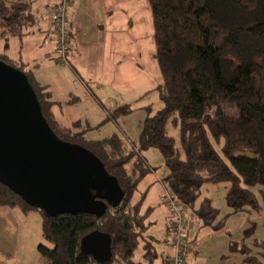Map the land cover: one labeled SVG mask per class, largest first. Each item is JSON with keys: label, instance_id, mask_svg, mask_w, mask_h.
Wrapping results in <instances>:
<instances>
[{"label": "trees", "instance_id": "obj_1", "mask_svg": "<svg viewBox=\"0 0 264 264\" xmlns=\"http://www.w3.org/2000/svg\"><path fill=\"white\" fill-rule=\"evenodd\" d=\"M148 3L154 58L162 77L156 92L163 107L153 115L150 107L145 108L148 116L137 144L117 133L88 137L90 130H100L109 121L117 123L132 112L131 105L109 111L93 129L82 128L79 121L66 128L56 120L48 87L27 72L56 136L94 153L125 193L121 206L108 209L102 218L88 214L47 218L0 181V207L41 217V264H166L156 240L146 235L151 208L142 212L143 198H135L153 171L143 156L151 149L163 157L167 173L162 186L202 225H212L218 216L209 199L195 208L204 183L229 184L226 201L233 212L260 211L254 189L260 187L264 198V0ZM36 21L28 2L0 0L1 62L22 69L6 54L9 40L28 35ZM92 234L104 237L111 261L98 262L82 252V240ZM258 246L264 258V241ZM233 250L245 256L241 264H263L243 245ZM137 251H141L138 261L134 260Z\"/></svg>", "mask_w": 264, "mask_h": 264}, {"label": "crops", "instance_id": "obj_2", "mask_svg": "<svg viewBox=\"0 0 264 264\" xmlns=\"http://www.w3.org/2000/svg\"><path fill=\"white\" fill-rule=\"evenodd\" d=\"M24 1L32 6V11L37 17L36 24L28 35L11 37L6 54L11 60L19 63L25 72H29L38 83L48 87L54 102L53 112L61 126L69 128L79 121L82 128H90L89 124L96 127L106 119L105 111L108 112V106L112 107L113 111L118 106L131 105L129 104L131 100L143 98L144 94L133 98L130 89L123 95V98L127 97L125 100L116 102L107 100L113 98L107 92V88L118 84L120 79L121 82H125L128 66L133 65L132 47H127L125 40L117 35L121 32H132L134 26H141V19L138 17L141 12L132 6L129 10L126 8V1L132 0H73L67 15L72 38L68 54L71 69L56 66L52 61L56 45L52 10L59 6L60 0ZM35 9L43 10L40 18L35 13ZM116 12L122 17L116 16ZM2 43L0 53L4 52V42ZM136 56L142 62L141 50ZM62 74L65 75L63 81L55 77ZM80 81L85 82L86 85H82ZM119 88L120 85L114 89ZM83 94L89 98L88 113L94 114L93 120L92 117L84 118L79 114L83 113L80 108L83 105L81 98ZM68 111H73L75 115L67 116ZM83 123L86 125L84 126ZM107 136L110 135L102 138ZM161 179L156 176V181L146 182L145 186L148 189L153 183L152 185H158L163 190ZM149 192L148 190L146 194ZM141 198L144 200V196L142 197L140 193V198H136V201ZM40 227L41 217L36 212L24 214L20 210L0 207V264H25L23 255L29 249L39 264L41 255L38 246L36 250V245L32 246V244L35 243V237L41 235ZM162 254L164 259L165 253Z\"/></svg>", "mask_w": 264, "mask_h": 264}, {"label": "rangeland", "instance_id": "obj_3", "mask_svg": "<svg viewBox=\"0 0 264 264\" xmlns=\"http://www.w3.org/2000/svg\"><path fill=\"white\" fill-rule=\"evenodd\" d=\"M130 6L138 12H141L142 16L141 14L138 15L139 19H141V26H134L132 32H121L117 35L125 40V45L127 47H132L133 65L128 66V71L124 77L125 82H121L122 80L120 79L118 84L107 88V92L113 96V98L107 100H113L114 102L122 101V99L125 100L127 97L124 96L123 98V95L125 94V91L130 89H132L133 98L141 94H144V96L140 100H131V103L129 104H131L132 112L120 117L117 123L109 121L100 130H90L88 132V137L91 139H101L106 135L117 133L120 136H127L131 142L137 144L143 127V122L148 116L145 108L150 107L152 109L151 115H153L163 107L156 92V88L162 82V77L157 62L153 58L155 43L153 39V24L150 7L147 0L126 1V8L128 10L131 8ZM42 11L43 10L35 9V13L38 14L39 18L42 15ZM115 15L119 18L122 17L118 12H116ZM52 16L54 21V12H52ZM2 44L1 40L0 46ZM116 44L118 45V41H116ZM140 50L142 52V62H140V59L136 56ZM52 61L56 66L71 69V62L68 64H61L57 61L55 50ZM21 70H23V68ZM64 76L65 75L62 74L59 76L56 75L55 77L63 81ZM80 83L86 85L83 81H80ZM119 85V89H114L119 87ZM89 86L92 87L91 84H89ZM105 90L106 89H104V91ZM81 98L83 100V105L80 108L83 110V113L81 112L79 114L84 118L92 117L93 120L94 114L88 113L89 98L86 97L85 94H83ZM107 111L108 112L105 111L106 116L109 111H112V107L108 106ZM74 115L73 111L67 112V116L73 117ZM83 125L85 126L86 124L83 123ZM89 125L91 126V129L95 128L92 124ZM143 156L153 169L139 188L141 196H144L141 205L142 212L151 208L147 219L150 228L146 235L153 237L156 240L155 247L158 253H160V255L165 253V258L169 259V257L171 258L174 254V250L171 247L172 236L168 233L171 214L165 207V204H162L160 201V197L164 193L165 188L163 186L162 190L158 185H152L153 183L148 189L145 186V184L147 185L150 181H156V176L163 178L167 171L164 167L162 154L158 150L151 149L145 151L143 152ZM228 189L229 184L227 183H204L202 185L200 198L196 202L195 208L197 209L200 206L202 200L209 199L211 200L212 205L218 210L217 219L212 225L208 226L202 225L199 219L191 213L193 211L178 203L170 193L173 200L179 205V208L184 215L183 218L186 221V237L183 241L185 246V264H241L243 263L245 256L241 252L233 250L237 244L239 245V248L242 245L245 248H249L250 255L256 256L264 264V258L261 255L262 249L258 246V243L264 241V198L260 192L261 188L256 187L254 189L260 204V211L251 212H233L226 201ZM148 190L150 192L146 194ZM140 193H138L135 198L139 199ZM250 228H252L251 232H249ZM35 239V243H33L32 246L36 245L37 250V246L40 243H43V240L41 239V235L37 238L35 237ZM140 254L141 251H137L134 255V260L138 261ZM23 259L25 260V264H37L35 256L30 253V249L24 253ZM159 262H161V259H159ZM39 264H41V258Z\"/></svg>", "mask_w": 264, "mask_h": 264}, {"label": "water", "instance_id": "obj_4", "mask_svg": "<svg viewBox=\"0 0 264 264\" xmlns=\"http://www.w3.org/2000/svg\"><path fill=\"white\" fill-rule=\"evenodd\" d=\"M0 181L47 217L97 218L122 204L125 193L86 148L59 139L45 119L28 74L0 61ZM83 253L111 261L104 237L81 242Z\"/></svg>", "mask_w": 264, "mask_h": 264}, {"label": "built area", "instance_id": "obj_5", "mask_svg": "<svg viewBox=\"0 0 264 264\" xmlns=\"http://www.w3.org/2000/svg\"><path fill=\"white\" fill-rule=\"evenodd\" d=\"M72 3L73 0H60L58 4L59 6L54 11L53 22L56 32L55 56L57 61L61 64L69 63L68 54L70 50L71 31L67 14L68 8ZM160 201L162 204H165V207L171 214L170 227L168 229L169 234L172 236L171 247L174 250V254L166 261V264H185V246L183 241L186 237V221L183 218L184 215L182 214L179 205L173 200L170 192L166 189L161 195Z\"/></svg>", "mask_w": 264, "mask_h": 264}]
</instances>
